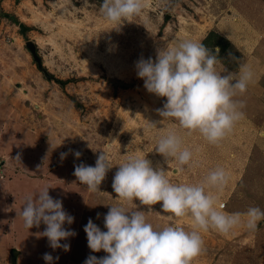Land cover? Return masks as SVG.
<instances>
[{
    "label": "rangeland",
    "instance_id": "rangeland-1",
    "mask_svg": "<svg viewBox=\"0 0 264 264\" xmlns=\"http://www.w3.org/2000/svg\"><path fill=\"white\" fill-rule=\"evenodd\" d=\"M261 1L251 0L250 3H244L247 9L244 8V12L241 13L235 7L237 4L231 0H148L149 6L147 5L140 16L120 22L124 23L125 28H122L119 27L120 24L111 23L103 18L100 11L103 0H0V39L3 41L0 40V64L5 70L11 62L19 61L16 66L13 65L15 69H11L9 73L15 76L9 89H15L16 85L21 83L22 87L33 92L35 98L38 97L27 98L28 109L31 108V117L34 116L33 120L36 123L28 130L29 135L31 137L41 135L43 142V138H50L49 133H46L48 128L56 148L55 156L58 154L60 158V153L63 152L68 153L67 157L77 159L74 152L79 151L81 156L76 165L83 163L95 166L99 152L105 151L113 165L100 185L101 192L88 191L82 184L76 190L62 182L44 186L43 183L26 184L21 181L25 185L24 188L19 186L22 185L20 182L0 183V264H13L14 251H20L17 264H46L43 259L45 253L53 256V264H84L85 260L72 258L74 256L70 254L71 251L75 253L74 239L80 241L81 237L85 238L77 231L85 227L82 215L104 222V216L110 206L121 205L128 212L139 210L147 213L148 206L141 205L139 200H134L136 208L134 204L117 200V194L112 188L113 177L119 165L129 156L147 157L154 168L161 167L168 171V178L172 183L197 184L217 166L228 168V159H235L230 151L233 147L221 153L225 147L207 143L198 133L187 135L185 130L176 127V122L170 119L164 124L157 123V128H153L150 123L163 120L157 109L163 108L166 98L149 93L144 87L143 79L134 72L131 73L132 78L128 80L126 86L109 83V75L104 67L93 61H96L99 55L111 61L117 53V57L137 60L135 57L139 51L141 59L145 58L143 54L147 50L149 52L147 59L155 60L158 50L169 46L174 36H181L179 35L181 30L187 29L192 21L203 24L210 17L215 18L216 23L210 20V23H213V27L210 28L217 34L208 38L204 45L215 51L214 46L221 42L223 48L217 47L220 50V60L228 66L237 68L258 52L248 49V57L242 59L236 47L246 53L239 45L246 34V26L251 25L252 19L256 18L259 22L264 20V12L259 10L261 5L264 6V2ZM253 4L257 7L254 8ZM159 18H163V22L158 21ZM20 23L34 31L28 33V37L37 44L44 66L47 68L53 66L50 69L55 73L53 80H47L44 73L38 69L25 46V40L19 30ZM149 24L150 31L145 29ZM113 25L112 30H107ZM204 25L206 26V23ZM262 26L264 28V24ZM102 29L104 30L101 32ZM221 32L228 34L232 42ZM180 38L183 39L185 36ZM98 42L102 50L97 48ZM17 43L21 45V57L14 56L6 46V44L14 46ZM233 44L236 46L232 47ZM145 46L148 49L143 50ZM112 47H115V54ZM84 51L87 60H83L86 58ZM29 64L39 73L40 81L31 74ZM33 100H37L34 102L42 109L36 110L34 104H31ZM244 105V109L249 111L250 105L254 106L256 103L244 102ZM246 118L252 119V116L248 114ZM169 129L177 131L183 137L184 147L193 152L191 171L178 172L179 166L176 162L168 163L163 155L155 151L158 139L166 135ZM11 139L16 137L13 136ZM259 146L255 149L241 185L239 186L236 179H231L225 190L219 193V203L229 199L231 202L228 207L232 209L243 211L249 207H259L264 210V155L260 153ZM44 160L47 164L52 158L47 155ZM2 168L3 166L0 170ZM230 186L234 191L232 194L227 191L231 189ZM5 187L20 194L16 199V206L10 199L11 193L6 192ZM45 188H49V195L53 199L61 200L64 210L74 217L73 224H65V228L76 235L67 241H61L62 244L70 245L68 251L62 248L54 250L49 246L46 237L36 235L42 233L46 225L41 223L39 228L27 229L22 217L18 216L27 197L35 199ZM151 209L153 212L147 218L169 224L164 218L168 214L162 211V202L151 206ZM191 222L190 219L184 218L179 221V226L190 231L188 224ZM104 231H107L105 227ZM222 239L221 237L207 239L206 253L197 258L194 264H264V228L259 237H255V241L245 244L239 241V244L233 245L232 242ZM98 254V257L95 255L97 258L107 255L103 251Z\"/></svg>",
    "mask_w": 264,
    "mask_h": 264
},
{
    "label": "clouds",
    "instance_id": "clouds-1",
    "mask_svg": "<svg viewBox=\"0 0 264 264\" xmlns=\"http://www.w3.org/2000/svg\"><path fill=\"white\" fill-rule=\"evenodd\" d=\"M147 4L148 0H103L100 11L106 21L119 24L140 16ZM219 51V48L215 51L207 48L202 42L182 39L160 48L155 60L137 61V75L143 79L146 90L166 98L163 108L157 109L163 120L150 123L153 128L170 119L187 135L198 133L207 143L217 146L233 132L245 116L244 102L237 97L246 93L254 72L242 63L238 72L221 75L227 69L219 58ZM155 151L168 163L176 162L178 172L192 170L194 154L184 147L183 137L177 131L169 129L161 136ZM67 155L60 153V159L64 160ZM74 155L79 159L81 153L75 151ZM15 159L21 158L17 155ZM112 168L109 154L100 151L95 166L78 164L74 175L88 191L101 192L100 185ZM230 179V173L217 166L197 184L172 183L168 171L154 168L147 157L129 156L119 165L112 188L117 200L129 204L139 200L141 205L148 206V212H128L122 205L110 206L104 216L107 231L89 219L84 227L88 247L92 252L103 251L107 255L100 258L90 255L84 264H194L207 251L202 233L215 230L229 235L241 227L256 232L264 221V210L249 207L245 212L228 213L219 204V193L225 190ZM161 202L169 224L154 228L147 217L153 212L151 206ZM18 216L27 229L39 228L41 223L46 225L36 235L46 237L52 249L69 250L70 245L61 241L76 235L65 228V224H73L74 217L64 210L61 200L49 195V188L40 191L35 199L27 197ZM184 218L192 221V230L179 226ZM43 259L46 264H53L50 253H45Z\"/></svg>",
    "mask_w": 264,
    "mask_h": 264
},
{
    "label": "crops",
    "instance_id": "crops-1",
    "mask_svg": "<svg viewBox=\"0 0 264 264\" xmlns=\"http://www.w3.org/2000/svg\"><path fill=\"white\" fill-rule=\"evenodd\" d=\"M234 1V4H237L235 7L238 8L241 13L244 12V8H246L244 3H250L251 0H231ZM261 2H264L262 0ZM149 6V4H147ZM253 7L256 8L257 5L253 4ZM264 6L261 5V8L259 7V10L264 12L263 9ZM242 9V10H241ZM215 16V14H213ZM264 16V14H263ZM215 18H207L206 26L205 23L201 24L198 21H192L189 25V27L185 30H181V33L179 35L181 36H174L173 40H182L183 39H190L198 42H202L205 44L207 42L208 38H210L212 35L217 34L211 30L210 27H213V23H216L214 21ZM158 21L163 22L162 19H157ZM190 20V19H187ZM191 20H193L191 18ZM120 24V23H119ZM264 20H257L252 19L251 25L246 26V34L244 37H242V40L239 42L240 47L245 51L246 53L242 52L241 49L238 47V52L242 55V59L244 57H248V49L257 50L258 52L256 54H253L251 58L247 60V62L243 64H248L253 72V82L249 85L246 93H244L242 96H238L237 99L243 100V102H251L256 103V105H250V110L247 111L243 109L245 116L244 118L235 126L233 132L224 139L219 145L222 147H225L221 153L227 152V148L233 147L235 149L234 151H231V154L235 156V159H228L227 161V171L230 173L231 179H236L237 182H239V186L241 185V182L244 180L245 175L247 174V170L250 166V162L253 158L255 149L259 144L261 146L260 153L264 155V28L263 25ZM124 23H121L119 27L125 28ZM113 26H110L107 30H112ZM147 27V28H146ZM145 29L149 30L148 28L151 27L150 24L146 25ZM231 28V27H230ZM104 29L101 30V32ZM150 31V30H149ZM183 31V32H182ZM34 31H31L29 29V33L31 34ZM234 33V32H230ZM221 34L228 40H230L228 37V34H224L221 32ZM231 34V35H232ZM262 37H261V35ZM102 35V34H101ZM103 37V35H102ZM179 37V38H178ZM223 37V38H224ZM143 38V37H142ZM231 38V37H230ZM2 41V39H0ZM0 41V42H1ZM224 41V40H222ZM3 42V41H2ZM101 44H103V38H101ZM230 42H232L230 40ZM221 43V42H220ZM234 43V42H233ZM238 43V41H237ZM99 42L96 44L97 48H101ZM6 46L9 48L10 53H12L14 56L18 55L21 57L22 51L20 43H17V45H8ZM223 44L215 45L214 47H222ZM236 45L233 44L232 47H235ZM148 49L147 46L144 47L143 50ZM87 50V49H86ZM112 50L115 54V47H112ZM148 50L144 52L143 59H147L148 56ZM84 57L83 60H87V55L84 51ZM98 54V53H97ZM147 54V55H146ZM248 54V55H247ZM118 53L114 57V60L111 59V61L105 60L101 55H99L98 59L96 61H93L95 64H100L104 67L105 72L109 75V78H115L117 79L121 84H114V85H120V86H126V83L129 79H131V73H137L136 69V63L140 60L141 54L140 51L135 57L137 60H131L127 58H120L117 57ZM42 58V56H41ZM118 60V61H116ZM18 60H16V63ZM222 61V60H221ZM1 62V61H0ZM106 62V63H105ZM16 63L11 62L8 64V68L3 69V67L0 64V167L3 166V168L0 170V183L2 184H17L18 182L21 183V181H24L26 184H41L43 183L45 185L53 184L55 182H62L67 184L68 186L74 187L76 190L80 187V183L77 179V177L74 175L75 166L78 163V159H73L71 156L66 157L64 160H61L58 157V154L55 156V146L54 142L52 140V133L48 130L47 132L50 135V138H43L42 142V136L35 137L30 136L29 131L32 128V124H36L33 118L31 117V111L29 108V100L27 98H35V95L33 92L27 90L24 86H21L20 84H17L15 89H9L11 86V80H15V76L9 73L11 72V69H15L13 65ZM93 63V68H94ZM223 66L227 69V72H222L221 75H226L228 72H238L239 66L237 68L231 67V65H226L223 61ZM42 64H43V58H42ZM242 64V63H241ZM83 63H81V66ZM16 66V65H15ZM44 66V64H43ZM53 67V66H52ZM51 67V68H52ZM29 70L31 71V74L35 79L40 81L39 73H37V70L34 69L30 64L28 66ZM50 75L53 76L55 74L53 71H51V68L43 67ZM121 72V73H120ZM123 73V75H121ZM109 82V81H108ZM110 83V82H109ZM113 84V83H112ZM31 87H34L31 85ZM153 95V94H152ZM38 96V95H37ZM36 96V97H37ZM38 98V97H37ZM35 98V99H37ZM33 100L31 104H34V107L36 110L42 109L37 103H35ZM34 114V112H32ZM250 114L252 116L251 118H246V116ZM33 120V121H32ZM15 131H18L16 133ZM15 132V133H14ZM13 136L16 137V139H11ZM41 139V140H40ZM53 145V146H52ZM253 152V153H252ZM252 153V154H251ZM230 154V155H231ZM17 155L20 156V161L16 160L15 158ZM49 155L52 158V161L50 163L45 164V157ZM262 155V156H263ZM97 160V159H96ZM30 162V164H26ZM33 167V168H30ZM37 177H41L38 179ZM230 179V180H231ZM231 182V181H230ZM76 183L78 186H76ZM22 184V183H21ZM16 188L18 187L15 185ZM20 187L24 188V184L19 185ZM37 186V185H35ZM232 186V185H231ZM230 186V187H231ZM237 186V188H239ZM13 189H8L5 187V191L11 193V201L17 205V198L20 196L15 191H12ZM228 193H234L233 188L227 190ZM230 198V197H229ZM231 202L229 199H225L224 201H221L219 204L223 205L222 210L228 213H234V212H245L247 209L243 211H239L236 209H232L230 206L228 207V204ZM82 222L84 226L88 223L89 216L88 215H82ZM156 218V216L154 217ZM93 222L104 231V222L101 220L92 219ZM147 220H150V218H147ZM99 221V222H98ZM150 223L156 225L158 228L164 227L163 225L168 223H163L161 221H155L150 220ZM190 230L193 228L192 222L189 223ZM264 228V221L260 222L259 228L256 232H250L248 229L241 227L235 229L231 234L229 235H222L219 234L215 230L208 231L206 233H202L204 241L207 242V239L209 240L211 237H221L227 242H232L231 244H239V241L242 244H245L247 242H252V240L255 241V237H259V234L261 230ZM84 228L77 229L79 234L84 235L85 238L81 237L80 241L74 239L73 241V249H75V253L72 251L70 254L76 259L79 260H86L90 255H99L98 253L92 252L91 249L88 247V241H87V234L85 231H83ZM82 232V233H81ZM86 239V240H85ZM222 239V241H223ZM224 243V242H223ZM234 245V244H233ZM72 249V250H73ZM224 256V255H223ZM98 257V256H97Z\"/></svg>",
    "mask_w": 264,
    "mask_h": 264
},
{
    "label": "water",
    "instance_id": "water-1",
    "mask_svg": "<svg viewBox=\"0 0 264 264\" xmlns=\"http://www.w3.org/2000/svg\"><path fill=\"white\" fill-rule=\"evenodd\" d=\"M16 1H20V0H16ZM19 30H20V33L23 37V39L25 40V46L27 48V50L29 51V53L31 54V56L33 57V60L35 61V63L37 64L38 66V69L40 71H42L45 75V78L47 80H53V76L50 75L44 68H43V64H42V58L41 56L39 55V50H38V47H37V44L30 40L29 37H28V33H29V28L23 24V23H20L19 24ZM108 81L110 83H113V84H121L117 79L115 78H110L108 79ZM20 255V251H14L12 253V263L13 264H17L18 262V257Z\"/></svg>",
    "mask_w": 264,
    "mask_h": 264
},
{
    "label": "trees",
    "instance_id": "trees-1",
    "mask_svg": "<svg viewBox=\"0 0 264 264\" xmlns=\"http://www.w3.org/2000/svg\"><path fill=\"white\" fill-rule=\"evenodd\" d=\"M7 16V15H6ZM16 23H18V22H16ZM220 38V37H219ZM223 39H221V41H222ZM218 44H221L220 42L218 43Z\"/></svg>",
    "mask_w": 264,
    "mask_h": 264
}]
</instances>
